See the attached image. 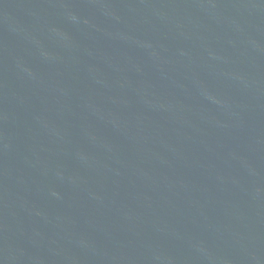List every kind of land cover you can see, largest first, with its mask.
Masks as SVG:
<instances>
[{"label": "water", "instance_id": "water-1", "mask_svg": "<svg viewBox=\"0 0 264 264\" xmlns=\"http://www.w3.org/2000/svg\"><path fill=\"white\" fill-rule=\"evenodd\" d=\"M0 264H264V0H0Z\"/></svg>", "mask_w": 264, "mask_h": 264}]
</instances>
